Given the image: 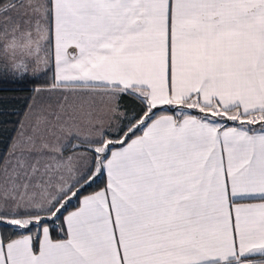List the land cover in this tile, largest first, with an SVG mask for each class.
<instances>
[{
    "label": "snow or ice",
    "instance_id": "6c2138e0",
    "mask_svg": "<svg viewBox=\"0 0 264 264\" xmlns=\"http://www.w3.org/2000/svg\"><path fill=\"white\" fill-rule=\"evenodd\" d=\"M10 89L0 264H264V0H0Z\"/></svg>",
    "mask_w": 264,
    "mask_h": 264
},
{
    "label": "trees",
    "instance_id": "16d2710c",
    "mask_svg": "<svg viewBox=\"0 0 264 264\" xmlns=\"http://www.w3.org/2000/svg\"><path fill=\"white\" fill-rule=\"evenodd\" d=\"M31 89L22 91L20 89H10L0 91V154L8 144L14 130L17 128V122L26 120L21 113L26 111V103H32L28 100ZM47 102V98H42ZM40 104L41 101H36ZM79 170H82V166ZM67 175V174H66ZM103 188V184L99 186ZM54 238H62L61 233H53Z\"/></svg>",
    "mask_w": 264,
    "mask_h": 264
},
{
    "label": "crops",
    "instance_id": "0c3cea01",
    "mask_svg": "<svg viewBox=\"0 0 264 264\" xmlns=\"http://www.w3.org/2000/svg\"><path fill=\"white\" fill-rule=\"evenodd\" d=\"M38 101H41L42 103H45V102H43V100H42V98H40ZM37 101V102H38ZM47 103V102H46ZM23 122L26 124L27 123V120H23ZM63 171H64V174H65V180H69V179H71V177L69 176V168H65V169H63ZM67 174V175H66Z\"/></svg>",
    "mask_w": 264,
    "mask_h": 264
}]
</instances>
